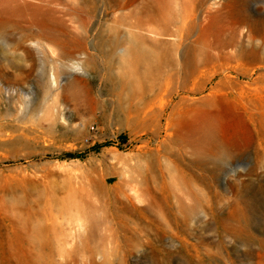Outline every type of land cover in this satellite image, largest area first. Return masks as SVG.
I'll return each instance as SVG.
<instances>
[{"label": "rangeland", "instance_id": "1", "mask_svg": "<svg viewBox=\"0 0 264 264\" xmlns=\"http://www.w3.org/2000/svg\"><path fill=\"white\" fill-rule=\"evenodd\" d=\"M0 264H264V0H0Z\"/></svg>", "mask_w": 264, "mask_h": 264}, {"label": "bare ground", "instance_id": "2", "mask_svg": "<svg viewBox=\"0 0 264 264\" xmlns=\"http://www.w3.org/2000/svg\"><path fill=\"white\" fill-rule=\"evenodd\" d=\"M39 36H40L39 38L44 37V34L39 33ZM53 80L55 83H57L56 78H53ZM188 130H189L188 137L190 138L191 142L195 144L198 150V151L196 150L197 154L199 153L203 154V149L205 148L204 146L202 147V145L200 144L206 142L218 144L223 148H225V150L229 153L230 151L228 144L229 142L226 133L224 131L222 122L219 119L201 120L195 118V120H193V123L191 124Z\"/></svg>", "mask_w": 264, "mask_h": 264}, {"label": "trees", "instance_id": "3", "mask_svg": "<svg viewBox=\"0 0 264 264\" xmlns=\"http://www.w3.org/2000/svg\"><path fill=\"white\" fill-rule=\"evenodd\" d=\"M124 139V137H121ZM97 149V148H96ZM63 157H70V158H77L78 155L77 154H73V153H67L65 154Z\"/></svg>", "mask_w": 264, "mask_h": 264}, {"label": "built area", "instance_id": "4", "mask_svg": "<svg viewBox=\"0 0 264 264\" xmlns=\"http://www.w3.org/2000/svg\"><path fill=\"white\" fill-rule=\"evenodd\" d=\"M92 130L94 131V130H95V128H94V127H92Z\"/></svg>", "mask_w": 264, "mask_h": 264}]
</instances>
